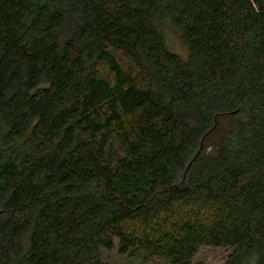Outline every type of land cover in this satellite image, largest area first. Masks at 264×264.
Instances as JSON below:
<instances>
[{"label": "trees", "instance_id": "trees-1", "mask_svg": "<svg viewBox=\"0 0 264 264\" xmlns=\"http://www.w3.org/2000/svg\"><path fill=\"white\" fill-rule=\"evenodd\" d=\"M114 240L264 264V0H0V264Z\"/></svg>", "mask_w": 264, "mask_h": 264}, {"label": "rangeland", "instance_id": "rangeland-1", "mask_svg": "<svg viewBox=\"0 0 264 264\" xmlns=\"http://www.w3.org/2000/svg\"><path fill=\"white\" fill-rule=\"evenodd\" d=\"M164 37L167 50L174 52L183 59L188 56V49L181 38V32L168 21L164 22ZM118 241L114 240V249L106 255L111 264H131L126 258L118 255ZM231 247L202 246L193 258V264H225ZM139 264V263H134ZM151 264H165L159 259H154Z\"/></svg>", "mask_w": 264, "mask_h": 264}]
</instances>
